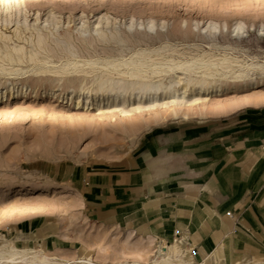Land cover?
I'll list each match as a JSON object with an SVG mask.
<instances>
[{"label":"rangeland","instance_id":"374dc122","mask_svg":"<svg viewBox=\"0 0 264 264\" xmlns=\"http://www.w3.org/2000/svg\"><path fill=\"white\" fill-rule=\"evenodd\" d=\"M222 55L229 69L197 63ZM179 131L263 166L264 0H0V242L51 263L159 261L157 242L90 218L80 179Z\"/></svg>","mask_w":264,"mask_h":264},{"label":"crops","instance_id":"0c3cea01","mask_svg":"<svg viewBox=\"0 0 264 264\" xmlns=\"http://www.w3.org/2000/svg\"><path fill=\"white\" fill-rule=\"evenodd\" d=\"M187 133L151 148L142 142L119 170L81 176L90 218L164 250L180 240L191 264L218 247L223 264H247L245 257L264 264V164L241 168L234 153L219 154L218 146L190 150Z\"/></svg>","mask_w":264,"mask_h":264},{"label":"bare ground","instance_id":"6f19581e","mask_svg":"<svg viewBox=\"0 0 264 264\" xmlns=\"http://www.w3.org/2000/svg\"><path fill=\"white\" fill-rule=\"evenodd\" d=\"M208 28H211L212 27V24H209L207 26ZM241 24H236V26L234 27V33H238L241 31ZM142 55V54H141ZM206 58H209V57H206ZM212 59V57H211ZM216 60H209V59H203V60H199L197 61L198 62H202V64L207 67L209 66V64L213 65L215 67V65H220L224 68H228L231 66L232 62L234 61L231 57H229L228 55H222V56H219V58H215ZM233 60V61H232ZM132 63V62H131ZM136 64H139L138 62H134ZM194 63V62H193ZM192 65V63H189ZM201 65V63H198ZM236 64V62H234V65ZM211 65L209 67H211ZM233 65V66H234ZM202 66V67H204ZM219 66V68H220ZM238 66V65H237ZM236 66V67H237ZM200 67V66H198ZM193 68L197 69V67H194ZM217 68V67H216ZM232 68V67H231ZM230 68V69H231ZM234 68V67H233ZM195 69V70H196ZM213 69V68H212ZM211 69V70H212ZM223 69V68H222ZM137 73V72H136ZM135 73V74H136ZM139 73V72H138ZM134 74V75H135ZM133 75V76H134ZM138 76V75H136ZM139 77V76H138ZM137 77V78H138ZM140 78H143V77H140ZM121 81L123 78H120ZM139 79V78H138ZM116 81V80H115ZM117 81H119L117 79ZM120 81V83H121ZM143 81V79L141 80ZM124 82V81H123ZM114 84V83H113ZM122 84V83H121ZM120 84V85H121ZM201 84V83H200ZM206 84V82H205ZM119 85V84H118ZM119 85V86H120ZM125 85V84H124ZM212 85V84H211ZM117 85L114 84L112 85V89L110 91H113V87H116ZM118 86V87H119ZM129 86V85H128ZM218 87V85H216ZM203 87V86H202ZM216 87V88H217ZM109 88V87H108ZM120 88H122L123 90H125V92L128 91V87H124V86H120L118 89L120 90ZM135 88H139L143 94H146V92L148 93H154L155 95L157 94V92L159 90H161L162 88H164L162 85H146V84H143V85H134L132 87V89H135ZM167 88V86H166ZM169 88V86H168ZM205 90H208L210 88L209 85H205L204 86ZM213 88V87H212ZM110 89V88H109ZM187 88L186 87H182L181 90L183 91V93H185V91ZM211 89V88H210ZM127 90V91H126ZM166 90V89H165ZM164 90V91H165ZM170 93H175L178 91V89H175L174 87H170L169 89ZM166 90V91H167ZM124 93V91H123ZM142 95V94H141ZM51 227H55L54 224H50ZM43 230V229H42ZM151 239V238H150ZM183 239H184V236H183ZM184 242V241H183ZM16 245V244H15ZM182 242L180 240H176L175 242H173L172 244H170L169 246H164L166 249L164 250L163 248H159L158 249V252L160 253V260L159 261H155L153 264H191L192 262H194V258L193 256L191 255L190 251L189 250H183L182 248ZM222 247H218L217 249H215V251L212 253V255H209L208 257H206L202 262L200 263H197V264H223L222 263V259H223V254H222V250H221ZM27 255H30L28 257V259H30V261H35L36 264H64V263H51L49 258L46 256V255H43V256H39V255H36V254H33V252H31V250H22V251H18L16 250V248L14 249L13 247V242L11 241H1L0 242V261L3 263V264H20L23 262V260L25 258V256ZM17 262L14 263V261L18 260ZM245 260H247V257H245ZM256 261V260H255ZM23 264H26L25 262H23ZM78 264H91L89 262H85V261H79Z\"/></svg>","mask_w":264,"mask_h":264}]
</instances>
